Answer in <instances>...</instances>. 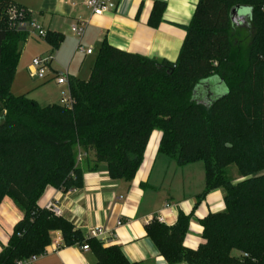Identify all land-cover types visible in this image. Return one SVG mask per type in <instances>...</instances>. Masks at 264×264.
Returning a JSON list of instances; mask_svg holds the SVG:
<instances>
[{"label": "trees", "instance_id": "trees-1", "mask_svg": "<svg viewBox=\"0 0 264 264\" xmlns=\"http://www.w3.org/2000/svg\"><path fill=\"white\" fill-rule=\"evenodd\" d=\"M12 5L18 6L0 0V205L11 195L25 216L0 264L44 255L55 231L67 247L88 244L95 264H131L121 247L84 237L39 201L49 188L68 191L80 184L84 153L94 155L90 170L106 162L112 178L132 182L156 130L162 132L159 154L179 167L204 163L206 189L198 200L222 190L225 203L223 212L201 221L205 243L197 251L183 246L193 213L180 212L173 227L153 220L147 234L161 256L168 264H264V0H198L190 24L177 25L186 38L175 63L104 41L90 79L70 78L72 108L43 107L12 93L21 45L29 38L7 21ZM235 8L250 14L252 36L245 47L232 37ZM165 11L166 4L156 2L150 24L162 23ZM47 37L57 50L62 37ZM213 77L228 89L218 100L196 92Z\"/></svg>", "mask_w": 264, "mask_h": 264}, {"label": "crops", "instance_id": "crops-1", "mask_svg": "<svg viewBox=\"0 0 264 264\" xmlns=\"http://www.w3.org/2000/svg\"><path fill=\"white\" fill-rule=\"evenodd\" d=\"M10 1L24 8L31 20L36 21L48 36L62 37L56 58L49 43L40 55H34L33 60L46 56L53 58L51 73L47 78L38 79L36 87L30 84L34 92L33 88H27V82L26 88L17 87L18 74L12 86L15 96L27 95L43 107L60 104L61 86L54 81V75L68 72L69 78L90 79L104 41L127 53L175 63L186 38V32L177 25L188 26L198 4V0H115L117 11L95 17L86 4L87 0ZM156 2L166 4V11L163 22L152 26L150 19ZM80 21L88 23L81 41L71 29L73 24ZM39 39L29 37L21 47L25 44V49L29 50L30 42L36 43ZM79 44L85 50L91 49L92 54L79 52ZM23 52L24 47L22 55ZM31 64L27 68L29 75ZM22 69L21 65L19 72ZM161 138V131L153 132L143 164L132 182L112 178L106 162L100 163L96 170H90L93 164L89 162L94 155L82 154L81 165L86 170L80 184L68 191L49 188L39 201V207L43 209L49 201L55 202L62 211V218L71 222L84 237L91 229L100 228L101 232L96 238L105 247H121L131 264H168L148 236L147 227L159 217L163 219L162 224L173 227L180 212L185 215L193 213L183 246L187 250L197 251L205 243L201 221L209 214L225 210L224 194L222 190H214L199 201L198 197L206 189L204 163L179 167L167 156L159 154ZM24 216V208L14 197L7 195L0 206V253L8 246L15 225ZM234 256L238 257L239 254L234 252ZM95 263L96 258L91 250L83 251L78 245L65 246L62 233L55 231L51 233V244L46 253L22 264Z\"/></svg>", "mask_w": 264, "mask_h": 264}, {"label": "built area", "instance_id": "built-area-1", "mask_svg": "<svg viewBox=\"0 0 264 264\" xmlns=\"http://www.w3.org/2000/svg\"><path fill=\"white\" fill-rule=\"evenodd\" d=\"M87 6L92 10L93 15L95 17H102L106 14L113 13L117 11V4L115 0H87ZM7 21L9 22L10 26L17 29L18 31H23L31 36H36L37 38H46L48 36L47 32L36 22L31 20L30 14L22 7H18L12 5L8 8L5 13ZM88 23L87 22H76L72 25V33L73 35L81 41L83 38ZM77 50L81 53H85L87 55L92 54V50H85L81 44L78 45ZM52 56L40 57L33 60L31 67H30V75L33 79L45 80L49 73H51V63H52ZM54 81L58 85H68L69 86V74L65 72L61 75H54ZM61 105L67 108H72L74 105V99L71 96L70 90L68 94H64L61 100ZM82 156L79 157V161H81ZM169 207V205H167ZM45 210L49 211L55 217H62V211L58 207V205L53 202L49 201L44 208ZM158 222H163L162 217L157 219ZM120 224V222H119ZM101 232V229H91L87 234L86 238H96L98 234ZM81 249L83 251H90V246L88 244H84Z\"/></svg>", "mask_w": 264, "mask_h": 264}, {"label": "rangeland", "instance_id": "rangeland-1", "mask_svg": "<svg viewBox=\"0 0 264 264\" xmlns=\"http://www.w3.org/2000/svg\"><path fill=\"white\" fill-rule=\"evenodd\" d=\"M242 13H246V12L243 11ZM34 22H36V21H34ZM250 25H251L250 20H248L247 23L242 25V26L234 25L233 30H232V37H233V40L235 41V43L240 44L241 46L245 47L250 42V37L252 36V26H250ZM33 36H31V37H33ZM33 41H35V40H33ZM35 42L36 43L30 42L31 48L29 50L25 49V44L22 46V48L24 47V52H23L22 58L19 62L17 72H16V75L18 74L17 75L18 76V82H17L18 86L17 87H19L20 89L26 88L25 82L28 83L27 88H29V90L33 88V87H30V84L35 85L36 83L38 84V82H39L38 79L30 78L29 71L27 68L32 63L34 55H40V53H42V51L45 50L46 44H48L49 42H48V37L39 39L38 41L36 40ZM53 51H54L53 55L56 58V56H57L56 52L57 51L56 50H53ZM21 65L23 66L24 70L22 69V71L19 72V68ZM87 66H88V64H87ZM89 77H90V73H89ZM14 82H15V80H14ZM59 86H61V99H60V104H61V100L63 98V95L65 93L66 94L69 93V86L68 85H63V86L59 85ZM35 87H36V85H35ZM32 90L34 92V88ZM28 94L31 96V93H28ZM211 100H215L212 94H211ZM230 172H231V176L233 177V179L236 182L241 180V176H240L238 168L236 166H231ZM2 203H3V201H2ZM9 240H10V238H9ZM235 252H237L239 254L238 257L243 255L239 251H235Z\"/></svg>", "mask_w": 264, "mask_h": 264}, {"label": "water", "instance_id": "water-1", "mask_svg": "<svg viewBox=\"0 0 264 264\" xmlns=\"http://www.w3.org/2000/svg\"><path fill=\"white\" fill-rule=\"evenodd\" d=\"M243 11L246 13H242ZM231 19L234 25L242 26L250 20V14L246 9L241 10L240 8H235L232 10ZM196 92L197 94H202L205 97L212 94L214 99L218 100L228 94V89L219 77H213L202 82Z\"/></svg>", "mask_w": 264, "mask_h": 264}]
</instances>
